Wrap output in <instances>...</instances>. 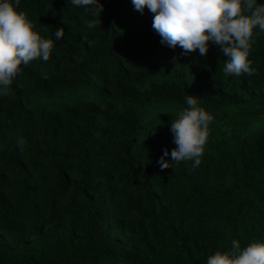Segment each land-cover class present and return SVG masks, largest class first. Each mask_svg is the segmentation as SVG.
Listing matches in <instances>:
<instances>
[{
  "label": "trees",
  "instance_id": "obj_1",
  "mask_svg": "<svg viewBox=\"0 0 264 264\" xmlns=\"http://www.w3.org/2000/svg\"><path fill=\"white\" fill-rule=\"evenodd\" d=\"M99 3L89 29L68 0H20L54 48L0 94V264H206L264 241V31L255 72L225 75L218 45L181 54L147 7ZM187 94L213 116L201 163L161 169Z\"/></svg>",
  "mask_w": 264,
  "mask_h": 264
},
{
  "label": "clouds",
  "instance_id": "obj_2",
  "mask_svg": "<svg viewBox=\"0 0 264 264\" xmlns=\"http://www.w3.org/2000/svg\"><path fill=\"white\" fill-rule=\"evenodd\" d=\"M75 7H82L96 19L89 21V29L98 25L103 4L99 0H68ZM134 10L143 13L145 7L154 13L152 28L160 36V43L169 48L179 46L181 54L198 50L204 56L209 43L219 46L227 57L225 75L253 74L248 59L253 28L264 31V0H131ZM20 0H0V94L20 72V65L39 58L49 59L54 42L45 39L35 30V25L24 11H18ZM63 28H56L53 35L60 41ZM184 108L170 123L175 147L162 151L157 164L161 169L181 161H192L195 168L201 163L204 145L213 116L198 106L196 95L185 96ZM26 141H16L23 150ZM171 157L166 160L165 157ZM206 264H264V241L248 243L241 248L237 240L225 251H215Z\"/></svg>",
  "mask_w": 264,
  "mask_h": 264
}]
</instances>
